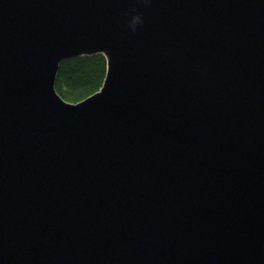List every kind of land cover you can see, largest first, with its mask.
<instances>
[{"label":"water","instance_id":"water-1","mask_svg":"<svg viewBox=\"0 0 264 264\" xmlns=\"http://www.w3.org/2000/svg\"><path fill=\"white\" fill-rule=\"evenodd\" d=\"M0 264H264V0H0Z\"/></svg>","mask_w":264,"mask_h":264},{"label":"trees","instance_id":"trees-1","mask_svg":"<svg viewBox=\"0 0 264 264\" xmlns=\"http://www.w3.org/2000/svg\"><path fill=\"white\" fill-rule=\"evenodd\" d=\"M54 87L68 101H79L98 90L107 69L103 53L69 56L60 61Z\"/></svg>","mask_w":264,"mask_h":264},{"label":"clouds","instance_id":"clouds-1","mask_svg":"<svg viewBox=\"0 0 264 264\" xmlns=\"http://www.w3.org/2000/svg\"><path fill=\"white\" fill-rule=\"evenodd\" d=\"M143 3H149V0H142ZM131 18L128 21V27L132 32H136L138 25L143 23V14L136 8L131 10Z\"/></svg>","mask_w":264,"mask_h":264}]
</instances>
